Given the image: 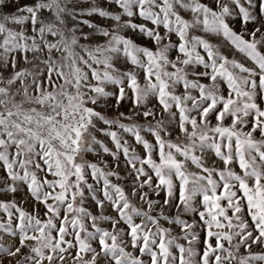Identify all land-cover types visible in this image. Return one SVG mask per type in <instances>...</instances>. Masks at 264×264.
I'll return each mask as SVG.
<instances>
[{
  "label": "snow or ice",
  "instance_id": "snow-or-ice-1",
  "mask_svg": "<svg viewBox=\"0 0 264 264\" xmlns=\"http://www.w3.org/2000/svg\"><path fill=\"white\" fill-rule=\"evenodd\" d=\"M0 264H264V0H0Z\"/></svg>",
  "mask_w": 264,
  "mask_h": 264
},
{
  "label": "rangeland",
  "instance_id": "rangeland-1",
  "mask_svg": "<svg viewBox=\"0 0 264 264\" xmlns=\"http://www.w3.org/2000/svg\"><path fill=\"white\" fill-rule=\"evenodd\" d=\"M21 2H26V0H21Z\"/></svg>",
  "mask_w": 264,
  "mask_h": 264
}]
</instances>
